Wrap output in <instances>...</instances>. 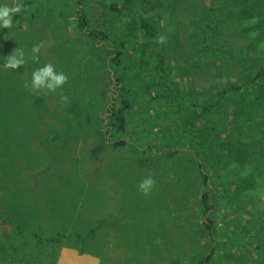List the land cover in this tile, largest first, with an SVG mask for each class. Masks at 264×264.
<instances>
[{"label": "rangeland", "instance_id": "obj_1", "mask_svg": "<svg viewBox=\"0 0 264 264\" xmlns=\"http://www.w3.org/2000/svg\"><path fill=\"white\" fill-rule=\"evenodd\" d=\"M180 1L176 6L175 0H136L132 9L134 15L155 6L153 14L158 28L162 29L164 43L157 48L153 44L156 51L152 61L168 68L166 73H159L169 76L171 81L163 91L152 81L153 75L159 74L155 65L145 66L142 75L152 85L146 87L138 80L131 87L138 91V112L151 110L152 96L162 95L155 107L170 105V115L150 121L152 110L141 122L139 118H145L141 114L134 118L130 134L120 135L128 140L121 150H114L112 144H99L96 127L101 121L93 120L87 125L90 130L86 137L76 141L77 150L69 137L65 144L52 138L54 134L66 133V113L74 103H63L61 95L69 99L76 95L77 102L81 94L79 107L96 109L99 103L93 93L97 89L94 74L99 73L102 59L93 51L90 38L77 28L76 13L85 9L92 25L104 27L109 36L119 38L127 31L124 9L119 0H84L80 6L76 0H0V5H20L24 9L14 16L11 29L0 28V264H163L169 259L179 264H199L212 251L211 264H264V194L256 192L251 197L253 188L242 190L234 175L226 183L213 187L212 198L217 202L213 214L215 238L195 227L200 173L189 145L199 148L197 141L207 140L215 155L210 158L209 170L215 175L221 158L231 156L230 151L224 150L226 133L221 128L226 121L221 113L225 111L236 118L241 98L233 97L228 106L220 104L217 113L202 116L196 113L197 117L189 118L192 100L202 99L201 89H205L206 96L209 89L235 81L236 77L230 78L231 68L221 69L226 82L218 81L219 65L213 56L201 52L205 47L201 42L208 34L196 38L200 45L197 55L191 51L198 47L192 46L195 41L191 22L195 23L204 4L210 6L212 1ZM253 4L257 11L264 12V0H247L245 7ZM234 9V5H225L221 14ZM253 22L263 25L264 13L261 19L253 18ZM110 26L115 33L110 34ZM217 39L221 36L217 35ZM243 42L240 37L237 44L233 43L238 52ZM36 44H42L39 63L30 59ZM19 47L25 52L26 64L16 71L5 70L4 58ZM47 63H52L57 72H64L68 81L56 93L32 94L24 84L31 81L34 70ZM193 69L196 71L190 73ZM175 85L181 89L179 96ZM255 90L260 95L264 85ZM162 92L173 94V104L162 99L165 97ZM192 93L197 96L192 98ZM213 94L217 101L222 99ZM255 107H244L242 114L255 111ZM195 123L197 127H188ZM211 127L217 128L219 134ZM170 146L177 151L171 166L157 159L161 157V149ZM72 157L81 161L83 177L91 186L80 187L76 181L65 179ZM79 166L80 162L73 171L79 170ZM150 175L156 185L149 196H144L138 185ZM183 189L194 191V196L182 207L179 201ZM173 206L175 209L170 210ZM75 209L79 210L69 220L70 226L56 231L57 227L65 226L64 219ZM80 210L83 216H79ZM121 213L129 219L122 220V224L128 225L118 235ZM94 222L107 226L108 234L99 233L84 246L86 237L79 240L77 235L86 234L89 224ZM60 232L63 237L59 236ZM164 248L168 250L161 253Z\"/></svg>", "mask_w": 264, "mask_h": 264}, {"label": "trees", "instance_id": "obj_2", "mask_svg": "<svg viewBox=\"0 0 264 264\" xmlns=\"http://www.w3.org/2000/svg\"><path fill=\"white\" fill-rule=\"evenodd\" d=\"M117 1L118 0H116V2ZM211 1L212 4L210 6L204 4V10L202 9L199 12V19L195 23L191 22L194 29L192 38L195 41V43H192V46H198L196 50L191 49V51L197 55L200 45L196 38L200 34H208L209 37L207 36L201 42L204 43L205 46L201 52L202 54H208L209 57L213 56L219 65L220 69L216 72V75L217 73L219 74L217 76L218 81L223 82V79H226L221 73V69L224 70L226 68L232 69L230 78L235 76L236 80H232V82L228 84H217L211 90L209 89V94L206 96L204 95L205 89H201L199 94L202 96V99L201 96H199L198 99H201L200 101H196L195 99L192 100L190 105L191 116L189 118L192 116L197 117L196 113H199L198 116H202L206 113H217L220 104L228 106L230 100L234 99L233 97L241 98L237 108L238 116L236 118H232L231 115L228 116L225 111L221 113L225 115L226 121V125L221 128V130L226 133L224 136L225 138L223 137V143L226 146L224 150L230 151L231 156L221 158L222 162H218V170L216 169L215 175H212L209 170V165L211 163L210 158L215 155L207 144V140H198L197 144H199V148L193 144L189 145L191 158L196 160L200 173V180H198V182L200 181V189L196 194L198 205L196 206L197 213L194 218L195 227L198 230L204 229L205 233H208V236L215 238L216 222L213 218V214L217 211V202L215 198H212L214 186L218 183H226L230 176L234 175L236 182H240L242 190L253 188L251 197L256 192L260 195L264 194V92L258 95L255 90L257 87L264 85V48L259 47V45L264 42V23L262 25V23L257 24L253 22V18L261 19L264 12L257 11L255 4L245 7L247 0ZM83 2L84 0H76V4L78 5H82ZM179 2L181 1L175 0L173 4L177 6ZM119 4H121V7L124 9L125 18H127L124 23L127 31L125 34H121L119 38H114L112 35L109 36L104 27L101 28L100 26H96V24L92 25L89 22L88 14L85 9L78 10L76 13L78 18L77 28L83 32L82 34L90 38L93 51L97 52V55L102 59V67L99 68V73L94 74V81L97 89H95L93 93L95 96H98L96 100L99 104L96 109L83 110L79 107V101L83 100V95H78L77 102H75L77 98L76 95L69 99L68 102L74 103L71 109L66 113L68 126H65L66 128H64V131L68 135L65 133L62 136L60 134H54L52 136V138L55 137L56 140H62L64 144L66 143L67 137H69L77 148L76 141L84 138V136L86 137L88 130H90L87 128V125L94 120L96 122L101 121L96 127V131L99 133L98 135H100V141L97 139L99 144L104 146L112 144L115 148L114 150H121L126 146L128 140L126 137L124 138L120 135L130 134L134 126V118L141 114L145 117L139 118L141 122V120L146 119L153 110V114L148 117L150 121H153L156 120L158 116L164 118L165 114L170 115V112H172V107L170 105H168V107L163 104L161 109L155 107L156 102L161 99L162 95L161 97L157 95L152 96L149 104L154 107L151 110H145L143 113H140V111L138 112L136 100L138 91H133V88H131L134 85L136 86L138 80H141L146 87L152 85V82H147L142 75L145 66L149 67L151 64H154L156 73H166L168 71V68L164 67L161 62L152 61L156 51L155 48L160 44L157 42V37H163L162 29L158 28L155 21L156 16L153 14L156 8L155 6L148 7L146 10H140L133 15L132 9L136 6V0H119ZM225 5H234V11L228 10L227 14L222 15V9ZM237 10L238 12H236ZM118 12L122 13V10L119 9ZM173 14L175 13L173 12ZM245 21L249 22L247 26H245ZM108 28L110 29L109 31H111L110 34L113 32L115 33L112 26ZM250 33L255 34L254 38ZM217 35H220L221 39L215 40ZM240 37H243L244 42L240 45L241 48L238 52V49L233 46V43L235 42L237 44ZM198 41L200 42V40ZM147 57L150 59L147 60ZM220 63L225 64L220 66ZM194 71L196 70H189L190 73ZM208 71L210 70L206 72ZM126 78L131 80L126 81ZM152 81H156L158 87H162V89L166 84L169 85L171 82L169 76H163L162 73H159L157 77L153 75ZM176 88L179 96L181 89L177 86ZM185 90L188 89L186 88ZM212 93H215L213 95L218 97L222 96V99L217 101L216 97L212 96ZM162 94L165 96L162 99H167L169 100V104H173L174 100H172V93L166 95L162 92ZM195 96L197 95L192 93V98H195ZM202 101H205L206 104L201 105ZM244 107H250L251 109L255 107L256 109H254L255 111L250 110L246 114H242ZM106 114L108 116H106ZM186 116H188V114H186ZM175 117L176 116H174V118ZM188 127L193 129L197 127V123L189 125ZM201 128H205L208 131L210 130L209 127L202 126ZM211 128L219 134L217 128ZM170 133L174 134L173 131H170ZM175 154H177V151L172 146L167 149L164 147L159 153L161 157H157V159L159 162H166L171 166ZM62 155L65 156L67 153L64 151ZM72 160L73 162L68 172L69 175H67L65 179L70 182L76 181L77 185L80 187L91 186L88 185L89 182L83 177L84 174L81 169V161L74 157H72ZM79 162V170L75 169L73 171L72 168L77 167ZM190 176V180L192 181L193 174ZM255 185L257 188H255ZM183 192L182 196L180 195L182 198H180L179 201L182 207L185 205V201L191 202V197L194 196V191L192 190L187 191L183 189ZM78 194L82 193L79 192ZM236 195L239 196L240 193ZM173 209H175L174 206L170 210ZM78 210L79 209H75L70 217L64 219L65 222L63 225L65 226L59 229L57 227L55 230L60 231L64 228L67 229L70 226L69 220L77 215ZM89 214L93 215L92 212H89ZM80 215L83 216L81 210L79 211V216ZM124 218L129 219L128 216L121 213V219L117 222L118 226L116 231L118 235V231H125L123 228L128 225L122 224ZM97 223L100 222H94L92 225L89 224L86 234L79 233L77 235L79 240L86 237L85 243L82 242L84 246L87 240L95 239L97 234H108L107 232L109 230L106 228L107 226ZM179 224L182 227V224ZM121 235L124 234L121 233ZM59 236L63 237L64 235L60 232ZM167 250L168 248H164L163 251L160 252L164 253ZM82 251L84 252L86 250L82 248ZM213 259L214 251L209 253L199 264H211ZM163 264H179V262L169 259V262Z\"/></svg>", "mask_w": 264, "mask_h": 264}, {"label": "clouds", "instance_id": "obj_3", "mask_svg": "<svg viewBox=\"0 0 264 264\" xmlns=\"http://www.w3.org/2000/svg\"><path fill=\"white\" fill-rule=\"evenodd\" d=\"M24 9L20 5L9 6L7 4L0 5V28L11 29L13 27V18ZM245 26L249 23L245 21ZM251 36L254 35L250 33ZM157 42L163 44L164 37H157ZM259 47L264 48V42ZM42 44L33 45L31 49L30 59L39 63V53L41 51ZM26 64L25 52L22 48L15 49L11 54L4 58L3 68L5 70L16 71ZM67 75L60 71L57 72L55 66L52 63H47L40 68L33 71L31 81H26L24 87L28 89L32 94H50L56 93L59 89L67 83ZM226 82V81H224ZM61 101L68 103L69 97L61 95ZM156 185V181L153 176H148L143 179L138 185V190L144 196H149Z\"/></svg>", "mask_w": 264, "mask_h": 264}]
</instances>
